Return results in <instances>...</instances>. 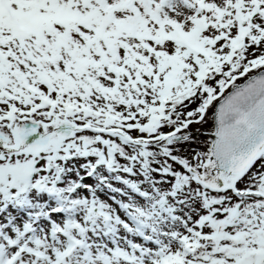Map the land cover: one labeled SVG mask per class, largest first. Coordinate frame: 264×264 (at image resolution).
I'll return each instance as SVG.
<instances>
[{
  "label": "snow or ice",
  "instance_id": "obj_1",
  "mask_svg": "<svg viewBox=\"0 0 264 264\" xmlns=\"http://www.w3.org/2000/svg\"><path fill=\"white\" fill-rule=\"evenodd\" d=\"M0 264H264V0H0Z\"/></svg>",
  "mask_w": 264,
  "mask_h": 264
}]
</instances>
